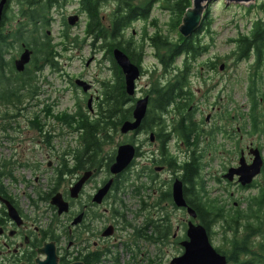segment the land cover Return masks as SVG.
Returning <instances> with one entry per match:
<instances>
[{
  "label": "rangeland",
  "instance_id": "rangeland-1",
  "mask_svg": "<svg viewBox=\"0 0 264 264\" xmlns=\"http://www.w3.org/2000/svg\"><path fill=\"white\" fill-rule=\"evenodd\" d=\"M135 2L138 1L135 0ZM114 7L113 0L102 2L101 11L107 20ZM208 7L210 8L211 25L204 28L198 37L208 43L209 48L207 52L196 59L194 72L190 76L189 87L193 91L194 98L190 103L194 107L191 117L199 127L196 133L194 130L190 142H194L193 140H197V137L200 136L201 143L207 147L202 159V175L208 198L215 199L225 207V210L237 208L243 211L247 208L248 197L259 194L261 188L257 186H264V167L261 175L255 178L257 185L251 188H240L239 185L233 184L235 182H228L222 178V174L229 167L238 165L239 150L241 149L244 151L246 161H249V153L245 149L249 143H252V148L259 149L264 160V131L252 132L247 116L240 117L247 115L250 111V102L246 93L252 85L254 60L252 55L247 59H237L233 54L235 42L232 39L242 34L247 35L254 20L264 21V0H253L250 3H227L225 0H211ZM18 9L19 7L14 2L10 14L14 17L12 20L16 22L22 21L21 18H18ZM75 14L79 16V20L74 26H70L68 33L70 36L83 37L86 21L81 11L80 1L66 0L62 7L50 11L48 16L52 18L51 24L45 26L44 33L40 34V38L47 37L53 44L60 43L64 31L62 22ZM174 17L175 14L173 15L166 8L163 0H155L151 4L149 18L146 21H135L127 30L125 38L132 36L135 43H141L144 37L151 36L159 27L164 34H169L175 40L181 34L178 33V26H174L175 31L169 24L172 18L175 19ZM89 43L90 40H86L81 50H74L73 44H67V50H64L62 46H57V50L63 57L58 58L54 66L50 62L40 61L38 63L41 69L34 72L33 85L35 88L31 93L25 94L20 102L8 104L0 101V140L6 138L0 141V154L2 157L5 156V159L13 158L15 164L13 176L17 181L20 180L21 175H29L28 181L35 176L34 171L20 166L21 163H25V160L20 157L23 155L25 159H30L32 155H40L44 152V137H52L50 143L54 148H52L53 155L56 153L63 155L74 147H80L78 125L67 124L64 117L66 114L77 113L79 109L84 115L92 116L97 112L98 102L93 100V111L91 112L87 108V99L84 98L86 94L82 91L83 89H80L82 87L74 84L73 81L80 79L94 85L95 93L100 95L101 83L109 81L113 77L112 65L107 59L106 52L95 53L89 47ZM90 56H94V62L86 66L85 59ZM208 59L219 60L216 69H209L203 65ZM181 60L182 57H179L173 68L177 70L176 67L181 65ZM32 62L28 65L31 70H33ZM220 64L225 65L223 70L219 69ZM141 69V76L136 82L137 90L134 95L136 98L148 94L147 89L157 78L173 80V76L176 74V71H165L162 68L154 56V48L147 43L144 46ZM260 71L264 75V64L260 67ZM90 93H94V89ZM259 93L264 94V78L260 84ZM136 98H133L129 105H133ZM256 112L262 115V121H264L263 103L257 107ZM214 126H216L214 132L218 133L216 139L210 136ZM154 127L153 130L146 131L142 135L140 133L125 135L118 128L116 132L112 133L111 139L102 145L103 156L108 158L112 154L115 155L117 147L124 142L133 143L139 147L138 155L132 165L127 168L124 176L128 177L130 181H134L139 173L142 174L140 181L147 185V189L141 191L144 198L153 189H155L154 196H157L161 188H171L173 180L179 178L181 174L177 169L170 168L163 163L162 158L160 160V144L149 141L150 133L158 131V127ZM262 129H264V125H262ZM183 143L184 141L177 136H172V139L167 143V151L178 161L188 158L189 149ZM189 148H191L190 145ZM45 163L46 161L40 163L44 169L46 168ZM156 167L164 168L162 171H157ZM155 174V180L152 181L150 177ZM117 180L122 181L121 179ZM7 182L10 180L8 179ZM151 182L153 183L151 184ZM126 183L127 181H124L123 188L116 192L120 202H123V205L120 206L123 209L124 217L128 224L143 225L142 215L144 213L139 210V198L133 188L128 187ZM114 192L115 190L112 189L107 203L98 209L101 213H104V208L120 207L118 206L119 201L114 202L112 198ZM138 213L141 215L136 218ZM161 213L163 215L156 216L155 219L160 218L161 221L166 214L171 224V232L165 241L156 243H150L143 239L135 242L133 229L123 228V219H117L113 212L112 215L111 212L105 214L107 222L117 228L113 236L119 238V241L116 243L117 246H113L112 251L119 258V264H135V258L138 264H169L172 258L181 255L183 248L179 243L186 237L188 214L185 210L167 202L163 203ZM154 215H157L156 211ZM259 215L262 223L261 229L264 230V208L259 212ZM210 232L209 238L212 246L223 251L228 250L220 224L212 225ZM173 233L178 239L176 243L171 240ZM250 240L256 244L254 249H257L261 241H264L260 235H254ZM120 241L123 244H119ZM125 242L129 244L130 249H126ZM249 257L252 259L251 256H247V259ZM232 262L229 264H233ZM257 264H264V261Z\"/></svg>",
  "mask_w": 264,
  "mask_h": 264
},
{
  "label": "trees",
  "instance_id": "trees-1",
  "mask_svg": "<svg viewBox=\"0 0 264 264\" xmlns=\"http://www.w3.org/2000/svg\"><path fill=\"white\" fill-rule=\"evenodd\" d=\"M66 0H17L18 18L23 21H31L33 25H20L21 31H18L16 38L23 41L26 45L33 49L32 68H27L18 72L10 62L3 59V47L1 42V59H0V101L2 103L20 102L21 98L31 93L35 86L33 85L34 72L40 70L38 65L40 61L50 62L55 65L60 52L57 50L58 44H53L47 37L43 35L45 26H48L49 13L52 8L62 7ZM81 11L85 16L84 35L70 36L68 32H64L61 36L62 45L67 44L81 48L86 40H90L91 45L98 48L96 52L105 51L107 59L112 65V74L110 82L101 83V100L97 104V112L92 116H87L79 109L75 114H66L64 121L67 124L78 125V134L80 147L90 151L96 156L97 163L104 160L107 165L113 161L114 154L111 157H104L102 153V145L107 143L112 137V133L116 132L118 126L124 120L130 119L132 115L133 105L132 98L127 95L124 86V77L122 70L114 62L112 51L114 48L121 49L126 55L140 66L144 57L145 43L154 48V56L162 68L176 71L174 79H156L147 89L149 96V104L147 114L144 117L140 131H149L158 127L155 132L161 140L160 160L162 158L170 168H175L181 174L179 178L184 184V197L197 214V220L206 228L211 235V226L220 224L223 237L228 245V250L223 251L216 248L217 251L229 254L230 260L240 255H247L252 248V264L264 261V241L256 244L251 243L250 238L254 235H260L264 239V230L262 228L261 217L259 212L264 208V186L261 187L259 194L248 197L247 208L239 210L235 208L226 209L215 199H209L204 186L202 173V159L204 155H197L195 152L188 155L184 161H178L166 149V142L169 141V135L164 134L165 128L170 126L171 135L177 136L185 143L190 142V137L194 133L191 128L190 119L186 116V112L190 103L193 101V91L189 87L190 76L194 72V62L202 54L208 51L209 44L199 38L200 32L211 25L209 17V7L205 10L203 20L197 31L189 37L177 36L175 40L169 34H164L161 28L157 27V31L151 36L144 37L141 43H135L131 38H125L127 30L137 20H147L151 12V4L155 0H113L115 7L109 14L108 20L104 17L101 8L102 2L106 0H79ZM166 8L175 14L172 18L173 29L181 22L183 13L190 6L191 0H163ZM249 33L247 35H239L235 39V50L233 54L237 59H247L252 55L254 60L253 73L251 78L252 85L247 91L250 102V111L247 115L248 122L252 132H263L262 115L256 112L257 107L264 104V94L259 93L260 84L264 75L260 71V67L264 64V21L256 19L252 22ZM29 26L28 29L25 27ZM30 28V29H29ZM179 33V32H178ZM37 34V35H35ZM39 35V36H38ZM133 44V46H130ZM179 57H182L181 65L173 68ZM219 60H206L203 65L209 69H216ZM57 62V61H56ZM14 76H13V74ZM25 90V92H24ZM172 109L176 113L175 118L169 121L167 114ZM37 125V124H36ZM33 126V125H32ZM74 126V125H72ZM218 130V129H216ZM139 131V132H140ZM111 133V134H110ZM137 134V133H136ZM216 132H210L212 138H217ZM186 140V141H185ZM193 150V149H192ZM114 153V152H113ZM98 165V164H97ZM127 170V169H126ZM125 170V171H126ZM121 173L114 179L113 188L115 190L112 198L114 202L119 201V205H123L117 197L116 192L123 188L124 181H127L128 187L133 188L134 193L139 198L140 212L142 215L143 225L128 224L123 214V209L113 207L114 216L123 219V228L130 227L133 229V237L135 242L143 239L150 243L163 242L171 232V224L166 214L155 219L156 216H162L163 203L174 204L171 196V188L160 189L159 194L154 196L155 189L149 191L147 197H142L141 191L147 189L146 184L140 181L142 176L139 173L134 181L125 178ZM155 175L150 178L155 180ZM117 179H121L119 181ZM153 182H151L152 184ZM239 185V184H237ZM240 188H251L252 185ZM157 212V215L155 214ZM141 213L137 214L138 218ZM162 222V224H160ZM133 226V227H132ZM126 249H130L127 242L124 243ZM114 246H117L116 244ZM113 253V261L119 264V258ZM237 264H248L239 259L235 260ZM248 262V261H246ZM135 264H138L135 258ZM129 264V263H128Z\"/></svg>",
  "mask_w": 264,
  "mask_h": 264
},
{
  "label": "flooded vegetation",
  "instance_id": "flooded-vegetation-1",
  "mask_svg": "<svg viewBox=\"0 0 264 264\" xmlns=\"http://www.w3.org/2000/svg\"><path fill=\"white\" fill-rule=\"evenodd\" d=\"M14 2H16L17 5V0H5L3 7L0 21V59L1 42L5 46L3 47V59L4 61L10 62L14 68V62L17 56L19 57L21 52L28 47L32 50V55L30 61L24 67L27 69L33 59V49L22 40L18 42L19 39H17L16 36L18 31H21V29H19L21 27L20 25L33 24L29 20H22L20 22L12 20L14 17L10 13L12 12L11 9ZM49 21L48 25L51 24L52 18H49ZM62 24L64 29L63 33L68 32L70 26L67 24V20L63 21ZM28 27L29 26H26L25 30L26 28L28 29ZM62 41L61 39L57 46H62L64 50H67V47L61 44ZM83 45H85V43ZM83 45L81 48L72 47H74V50H81L83 49ZM89 47L96 53L97 50L91 45V42L89 43ZM62 57L63 55L61 54L58 56V58ZM93 57L94 56H90L85 59L86 66L94 62ZM131 62L136 64L132 60ZM139 68L142 72L141 64ZM73 82L75 84V80ZM106 82H110V80ZM90 85V89L87 92L84 91L86 94L84 98L87 99V108L92 112V102L95 100L97 103L101 100V90L100 95H98V93H95V86L92 84ZM92 87L94 93H90L91 90H93ZM80 89L82 90V88ZM145 95L150 96V94ZM193 108V105L188 107L186 116L190 119L192 124L190 127L195 128L196 133L199 127L194 123L191 117ZM175 115L176 113L170 109L167 114L169 121L173 120ZM205 121H207V119H205ZM215 127L216 126L211 130L212 133H214ZM171 129L172 127L169 124L164 130V134L170 137L169 141L172 139ZM139 131L137 134L140 133L142 135L146 133L147 130ZM152 133L154 134V140L151 141L149 135V141L160 144L161 149L162 144L159 136L154 132ZM199 137H197V140H193L194 142L192 143L184 142L189 149L188 155H192L193 152L197 155L205 154L207 147L201 143ZM5 139L6 138H2V140ZM51 139L52 137L43 138V147L45 151L40 155H32L30 159H25L23 155L20 157L25 160V163H21L20 166L35 172V176L32 179L33 181H28L29 175H21L20 180L17 181L13 176V171L15 170L13 158L5 159L6 157H2L0 154V264H38L39 261H44L48 258L46 253V250L49 249L46 246L48 243H53L54 245L57 264L112 263V248L119 241V238L113 235H103L106 228L111 226V223L107 222L105 214L111 212L112 215V208H104V213H101L98 209L107 203L110 198L113 184L100 204L93 201V195L97 189L103 186L111 177L109 171V165L111 163L107 165L105 158L97 163L96 156L93 153L75 147L66 151L63 155L57 153L53 155V147L50 143ZM169 141L166 142V149ZM173 144L175 147L176 145L174 142ZM189 145L191 148H189ZM250 148H252V143H249V145L245 147L248 153ZM240 151L243 150H239V154ZM138 153L139 147L137 146V154ZM248 160L247 162L252 160L250 153ZM44 161H46L45 169L42 168L40 164ZM262 171L263 168L261 173ZM86 173H88L87 177L82 184L77 198H71L70 188L83 179ZM8 179L10 182H7ZM251 185L252 187L257 185L255 180ZM262 186L263 185H258L257 187L261 188ZM56 193H60L64 201L68 203V212L58 213V208L51 203L52 196ZM9 206L14 208L17 217L13 218L10 216L8 210ZM80 215L82 216L81 219L76 223H72L74 219ZM116 231L117 228L114 226V233ZM172 238L171 240L176 243L178 240L176 234L173 233ZM119 244H123V242L120 241ZM222 254L227 257V264H229L232 261L230 260V255L225 253ZM247 256L252 257V248L251 252L247 255H240L237 256V258L233 256L232 263L237 264L235 260L239 259V261H243L244 263L252 264V259H250V257L247 259Z\"/></svg>",
  "mask_w": 264,
  "mask_h": 264
},
{
  "label": "water",
  "instance_id": "water-1",
  "mask_svg": "<svg viewBox=\"0 0 264 264\" xmlns=\"http://www.w3.org/2000/svg\"><path fill=\"white\" fill-rule=\"evenodd\" d=\"M211 0H191V4L187 7L181 18V22L177 29L183 37H189L194 34L203 20V12L207 9ZM235 3H250L253 0H225ZM5 0H0V21L2 17ZM79 20L78 15H71L67 18V24L74 26ZM32 50L25 48L20 56L15 60L14 66L18 72L24 70L25 65L30 61ZM112 56L118 67L122 70L124 75V86L128 96L135 95V81L140 77V68L138 65L131 62L130 58L119 48H114ZM89 61V60H88ZM224 64H220L219 69H224ZM75 84L82 87L83 91L87 92L90 89V84L82 80H75ZM89 102V101H88ZM149 104V96L136 98L130 119L124 120L119 125V131L122 134H129L131 132H138L144 117L147 114ZM151 141L154 140V134H150ZM249 153L252 157L250 162H247L244 152L240 151L238 165L229 167L222 175L228 182H236L242 187H247L252 184L253 180L261 173L263 167V158L258 148H250ZM136 157V146L129 142H124L116 149L114 160L109 165L111 177L105 182L103 186L97 189L93 195V201L100 204L103 198L107 195L114 182V178L123 173L132 163ZM163 167H156L157 171H161ZM78 181L70 188L71 198H77L82 184L87 177ZM184 184L180 178H175L171 186V196L174 205L177 208L185 209L189 220L187 221L186 238L179 244L183 251L180 256L171 259L170 264H227V257L218 252L210 242V238L206 228L197 220L196 211L188 205L184 197ZM51 203L58 208V213L68 212L69 205L60 193L52 196ZM9 214L13 218L17 217L16 211L11 206L8 207ZM78 216L72 223H76L81 219ZM114 233V226H108L104 231V236H110ZM46 250L48 258L44 261H39L38 264H57V258L54 252L53 243H48Z\"/></svg>",
  "mask_w": 264,
  "mask_h": 264
}]
</instances>
